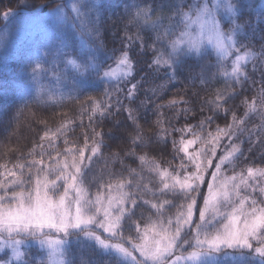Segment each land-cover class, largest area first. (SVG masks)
<instances>
[{"label": "snow or ice", "instance_id": "6c2138e0", "mask_svg": "<svg viewBox=\"0 0 264 264\" xmlns=\"http://www.w3.org/2000/svg\"><path fill=\"white\" fill-rule=\"evenodd\" d=\"M0 138V264H264V0H0Z\"/></svg>", "mask_w": 264, "mask_h": 264}, {"label": "trees", "instance_id": "16d2710c", "mask_svg": "<svg viewBox=\"0 0 264 264\" xmlns=\"http://www.w3.org/2000/svg\"><path fill=\"white\" fill-rule=\"evenodd\" d=\"M115 19H116V17L113 16L112 20H115ZM112 20H110L108 22L109 25H111ZM23 23H24L25 27H28V28H32L34 26V24H35L32 21H24ZM8 75H9V78H10L11 77V73H9ZM177 87H180V85H177ZM53 111H58V110H50L48 112L43 113V115L45 117H51ZM105 131H107V129H105ZM31 135H32V133L29 131V129L27 127H21V129L19 131V137H20L19 146L21 148H23V146L28 143L29 139L31 138ZM0 139H2V138H0ZM11 143L14 144V145L17 144L16 136L12 137ZM2 151H3V149L0 148V152H2Z\"/></svg>", "mask_w": 264, "mask_h": 264}, {"label": "rangeland", "instance_id": "374dc122", "mask_svg": "<svg viewBox=\"0 0 264 264\" xmlns=\"http://www.w3.org/2000/svg\"><path fill=\"white\" fill-rule=\"evenodd\" d=\"M32 22H34V23H35V21H32Z\"/></svg>", "mask_w": 264, "mask_h": 264}]
</instances>
